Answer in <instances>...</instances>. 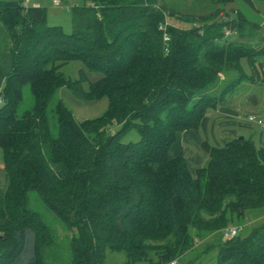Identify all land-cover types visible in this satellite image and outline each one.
Masks as SVG:
<instances>
[{
    "label": "trees",
    "instance_id": "16d2710c",
    "mask_svg": "<svg viewBox=\"0 0 264 264\" xmlns=\"http://www.w3.org/2000/svg\"><path fill=\"white\" fill-rule=\"evenodd\" d=\"M210 1L214 15L182 14L161 0H82L69 8V33L47 23L45 6L0 0V264H44L54 245L31 193L72 232L74 264H102L107 251L128 264H264V221L187 254L264 211V144L205 141L209 158L195 173L184 155L170 156L180 132L260 78L264 48L242 42L260 24L231 12L236 0ZM172 18L192 26H167ZM226 30L238 39L223 40ZM73 61L83 65L75 80L62 72ZM26 86L33 103L24 109ZM63 87L82 101L108 98L107 110L78 121Z\"/></svg>",
    "mask_w": 264,
    "mask_h": 264
},
{
    "label": "rangeland",
    "instance_id": "374dc122",
    "mask_svg": "<svg viewBox=\"0 0 264 264\" xmlns=\"http://www.w3.org/2000/svg\"><path fill=\"white\" fill-rule=\"evenodd\" d=\"M23 2V4L33 5L35 0H17ZM41 3V6H45L47 9V23L49 25L61 26L66 32H71L73 29L71 14L69 8L73 5L82 3V0H58V4L53 7V0H38ZM170 7L176 9L182 14H193V15H211L215 14L217 9V4L212 3L210 0H161ZM254 6L247 4L243 0H236L233 4L227 5L228 9L232 12L234 9H240L242 13L252 22L260 24L261 28L258 31H254V36L251 39H243L242 42L252 45L254 48H264V0H253ZM70 5V6H68ZM222 6V5H219ZM57 7V9H56ZM68 8V9H67ZM221 8V7H220ZM222 10V9H221ZM222 16H226L224 10L220 13V16L217 19H220ZM212 21V20H211ZM213 22V21H212ZM167 26L174 27H183L188 28L192 26L191 24L181 22L177 18L167 19ZM226 37L223 40H237L238 36L231 31L226 30ZM264 60V53L263 58ZM247 62V61H246ZM247 66V65H246ZM83 68V65L78 61H73L66 64L62 68V72L73 80L79 78L80 70ZM247 71L246 67H244ZM97 73H88V79L96 80L99 78ZM247 81V80H245ZM252 82V81H250ZM260 94V93H259ZM59 97L67 104V106L73 111L75 118L78 121L84 119L95 118L102 115L108 107V98L104 97L97 101H82L71 94V92L63 87L59 91ZM1 98V96H0ZM260 98L263 99L264 96L260 95ZM1 101V100H0ZM33 103V96L28 86L24 89V101L23 108L31 107ZM196 135V134H195ZM202 136L212 139L211 135L202 133ZM135 136H133L134 138ZM211 141V140H210ZM184 142L177 138V141L174 143V148H177V152H182L184 147ZM258 145V144H257ZM174 150V149H173ZM190 164L198 167V159L193 156H189ZM193 173L196 171V167L193 168ZM5 186V172L3 168V152L0 147V187ZM30 206L38 211L46 220V222L54 229L55 233V242L51 247L43 250L42 259L44 264H74L73 250L71 247L72 232H70L65 225L60 222V220L51 212H49L43 204L38 199L35 193L30 195ZM264 221V211L258 210L252 212L250 219L236 218L230 226H242L244 233H246L253 225L258 224ZM221 232H216L213 236L207 237L199 245L198 248H195L191 251H188L187 254L194 258V255L202 254V251H205V248L208 244L221 240ZM214 253V252H213ZM194 254V255H193ZM203 261L206 262L210 258V253L203 255ZM184 261L182 262V264ZM102 264H128L127 258L123 253L107 251L106 257ZM136 264H147L146 262H138ZM176 264V263H175ZM180 264V263H178Z\"/></svg>",
    "mask_w": 264,
    "mask_h": 264
},
{
    "label": "crops",
    "instance_id": "0c3cea01",
    "mask_svg": "<svg viewBox=\"0 0 264 264\" xmlns=\"http://www.w3.org/2000/svg\"><path fill=\"white\" fill-rule=\"evenodd\" d=\"M54 4L56 6L58 3L56 4L53 0V7H55ZM24 5L31 6L28 3ZM39 5L41 3L35 0L32 6ZM262 58L263 55L257 61L259 80L254 83L247 80L238 84L236 89L228 94L223 101L207 111L198 129L180 132L178 138L184 142L183 151L177 152V148H174L173 145L170 156L184 155L189 169L193 172V168H200L208 161V154L203 147L205 141L221 146L233 139L243 137L252 140L257 147L264 144V127L248 120V116L251 115L264 120V98H260V95L264 96V60ZM242 65L246 67V72L250 75L251 68L248 62L243 60ZM202 133H205L206 136L210 134L212 139L207 138L206 140ZM189 156L198 159V167L190 164Z\"/></svg>",
    "mask_w": 264,
    "mask_h": 264
},
{
    "label": "built area",
    "instance_id": "2783aa9c",
    "mask_svg": "<svg viewBox=\"0 0 264 264\" xmlns=\"http://www.w3.org/2000/svg\"><path fill=\"white\" fill-rule=\"evenodd\" d=\"M55 3H59L58 0H55ZM165 40H168V37L165 35ZM248 120L252 123L258 124L259 126L264 127V120L263 119H258L256 116L251 115L248 116ZM242 229V226H229L226 227L222 230V236L224 238H233L236 235H238V233L240 232V230ZM176 262L173 261L170 264H175Z\"/></svg>",
    "mask_w": 264,
    "mask_h": 264
},
{
    "label": "water",
    "instance_id": "95a60500",
    "mask_svg": "<svg viewBox=\"0 0 264 264\" xmlns=\"http://www.w3.org/2000/svg\"><path fill=\"white\" fill-rule=\"evenodd\" d=\"M241 139H243V137H240Z\"/></svg>",
    "mask_w": 264,
    "mask_h": 264
}]
</instances>
